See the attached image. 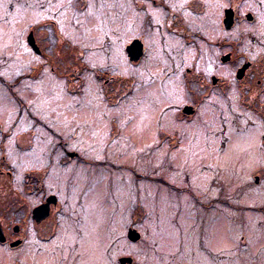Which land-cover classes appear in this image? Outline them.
Wrapping results in <instances>:
<instances>
[{
    "label": "rangeland",
    "instance_id": "374dc122",
    "mask_svg": "<svg viewBox=\"0 0 264 264\" xmlns=\"http://www.w3.org/2000/svg\"><path fill=\"white\" fill-rule=\"evenodd\" d=\"M167 1L175 9L195 2ZM204 1L206 15L187 14L186 24L215 40L224 34L227 0ZM148 7L147 12L137 11L130 0H87L84 5L77 0H0V218L4 221L0 228L11 239V246L20 240L15 239L18 235L24 239L23 246L15 250L0 244V264H13V260L18 264H264V213L258 210L264 206V167L260 166L264 165V153L258 142L256 160V148L243 147L251 136L239 135L220 152L223 124L234 132L256 122L240 104L239 92L233 89L227 99L214 96L192 125L185 126L189 131L179 135L181 148L173 153L153 148L176 143L171 136L157 132L155 119L160 109L171 102L181 103L182 98L171 100L169 94L145 92L128 81L127 75L147 80L151 76L148 68L153 67L151 74L157 76L161 75L160 67L180 69L187 64L181 58L182 41L174 38L172 47L165 46L173 39L163 36L165 13L150 3ZM241 10L258 11L260 23L236 28L233 37L250 32L255 38L247 41V48L253 57L264 55V0H246ZM50 19L58 21L62 33L81 46L77 52L90 69L80 76L82 96H67L60 70L68 65L72 72L76 50L54 49L58 44L55 32L38 24ZM32 24H37V37L51 36L48 48L52 52L47 57L35 54L28 46ZM142 33L150 44V58L146 66L134 71L123 49L129 39ZM213 52L215 58L206 65L209 72L215 70L218 56V51ZM43 62L48 67L39 74L36 71L43 69ZM50 63L61 69L51 73ZM93 69L101 74L99 80L114 76L118 93L131 94L122 107L108 108ZM230 72L231 67L224 70L225 74ZM157 89L162 91L163 87ZM19 107L20 122L13 128ZM175 109L170 112L172 117ZM146 110L152 113L150 131L145 129L148 120L145 123L141 117ZM128 114L134 115L132 121ZM36 118L62 131L67 137L64 143L76 147L84 156L82 161L102 163L96 166L98 172L87 165L68 171L53 167L54 174L44 187L59 194L62 212L57 225L52 217L44 229L29 221L44 189L31 180V174L46 172L49 165L59 162V153L49 155L59 139L42 125L32 137ZM162 125L170 130L181 127L172 122ZM75 129L77 136L72 132ZM140 129H145L144 136ZM170 161L176 162L174 167ZM139 173L145 179L138 182ZM256 175L262 178L260 185H256ZM161 178L171 185L159 184ZM205 194L214 204L217 201L218 209L208 212L200 206L199 197ZM222 197L229 199V206L218 201ZM46 204L37 207L41 219H46ZM131 224L138 231L128 232ZM130 232L133 237H139V232L143 237L131 242L127 240Z\"/></svg>",
    "mask_w": 264,
    "mask_h": 264
},
{
    "label": "flooded vegetation",
    "instance_id": "af4514ba",
    "mask_svg": "<svg viewBox=\"0 0 264 264\" xmlns=\"http://www.w3.org/2000/svg\"><path fill=\"white\" fill-rule=\"evenodd\" d=\"M130 1L136 4L137 11L147 12V10L150 8L148 7L150 3L151 7L157 10L160 9L163 11V13H165V17L163 18L164 25L162 26L163 36L168 35L170 37H173V39L170 38L171 40L170 39L167 40L165 46L166 48L172 47V44H175L174 38L182 41V46L184 50L182 51L181 58H182V62L187 64L185 67L180 69H176L175 67H173L172 69L160 67L161 70L159 71L161 75H157V76L151 74L152 73L151 70H155L153 67L148 68L147 69L148 73L151 76L147 80L138 79L137 75L134 74L127 75L128 81L133 82L138 87L140 86L145 92L149 91L151 94L163 93L164 95L166 94V97H169L170 95L171 100L176 98L180 100V98H182L180 101L181 103L171 102V106L170 105L164 106L162 109H160L155 119V122L158 123L159 125L157 132H160L161 135L171 136V138H173V140L176 143H173L172 145H164L162 143V144H158V146L153 148L154 149L160 148L159 150L166 149L167 153H173L174 150L179 149V147L181 148L180 145L181 138L179 137V135H181L182 133L186 134V131H189L188 129L185 128V126L188 127L192 125L191 123L193 122L195 116H198V112L202 110V108H204L209 103V101L212 100L214 96L227 99L230 97L232 90L236 89L240 95V104L245 108L247 112L251 114L252 117H254L256 122L251 121L244 128H238L234 132H230V128L227 127L228 125L223 124L222 134L224 136V139L222 141L220 152L224 153L228 149V147L232 145L233 139L235 138L236 135H239L240 136L239 138H242L244 136L249 137L256 130V139L254 140L255 142L250 143V141H246V143L248 144L244 145L243 147L248 149H254V151L256 148L255 153L257 160L258 142L260 144L259 146L260 152L264 153V55L262 54L259 55L258 57L255 56L253 57L250 49L247 48V41L250 39L254 40L255 38L254 35L250 34V32L249 34L241 32L238 33L237 37L234 38L233 36L235 35V33L233 31L236 28L243 26L245 24L251 27L259 26L260 15L258 11L256 12L253 10H248L246 12L242 11L241 7L246 0H227V6H225L224 8V12H223L224 18L222 22V30L224 34L216 37L215 40H212L208 38L203 32L191 29L186 24L187 14L199 16V17L206 15L207 4L205 3L204 0H195V2L190 1L182 9L181 8L175 9L170 3H168L167 0H130ZM77 2L79 5L82 4L84 5L87 3V0H77ZM41 22H43V24H41ZM38 24L45 26L46 29H48L49 31L53 30L55 32L54 34L56 36V42L60 44L59 45L57 44V46L54 49L61 46L60 48L61 51H63L64 48H70L72 50H76V57L75 59L72 58L74 59L73 61L74 65L72 66L73 70L72 72H70L71 74L69 73V70L71 71V69H68L69 67L67 65L64 68H62L63 70H60L61 72L60 78L64 79L63 81L65 82L66 85L67 96L68 95L71 97L82 96L84 93L82 91L83 88L82 83H80L82 82L80 80V76L82 75L83 72H85L86 69L87 70L90 69H88L86 64L83 65L85 59L81 56L82 54H79L77 52L78 50L77 47H81V46L77 43L75 44L74 42H72L73 41L72 39L67 37L65 33H62V30L60 29L61 25L59 24L58 21L54 19L42 20ZM36 25L37 24H32L29 26L30 28L27 35L28 46L35 54L46 55L47 57L52 52V51L50 52L51 48H48V41L51 42L49 40L51 39L50 38L51 36L49 38L48 37L45 38L44 36L37 37L34 30ZM147 29L148 28H146L145 30L147 31ZM41 32L42 29L40 30V33ZM44 41H47V44ZM134 42H139V44L142 45V53L138 59L132 58V56L128 52V47L131 46ZM205 46H209L210 49L204 48ZM160 47H162V45H160ZM82 48L84 49V47ZM163 49H165V47L161 49V53L163 52ZM171 50H176V48ZM213 50L218 51V56L216 57V63L213 65V69L215 70L209 72L208 69H206V65L211 61L212 58H215L216 56ZM123 52L125 53L127 59L130 62V67L133 68L134 71L140 70L141 68L146 66L150 58V44L147 40V35L142 33L140 36L129 39L125 44V48L123 49ZM66 58H67L66 60H68L67 55ZM59 66L60 65L57 64L55 65V63H50L49 66V68L51 67L50 72L54 73L56 70H58V68L61 69V67ZM157 66L158 67L161 66L160 63H158ZM41 67L43 69H38L36 71L39 72V74L42 72L43 73L46 72L44 70L48 66L43 62L41 64ZM228 67H231V72L229 75L224 73V70L228 69ZM92 71L96 73L95 76L97 78V81L100 84H102L101 89L104 90L102 91L104 96L103 100L107 104L108 108L114 110L115 107H119V108L122 107L126 99L130 97L131 94L128 95L126 91L125 93L123 91H119L118 93V87H116V85L114 86L115 83L113 80L115 79L114 76L104 77L102 80H99L98 77L101 76V74L97 72L95 69H93ZM39 74H36L35 78ZM172 83L175 84L172 85ZM76 84L77 87H75ZM67 86H69V89L67 88ZM137 86L136 89L138 88ZM157 87L158 88L163 87L162 91L157 89ZM11 89L13 90V87H11ZM173 109H175L174 111L176 112L174 117L170 115V112L173 111ZM18 114L19 116L17 115L18 116L17 119H15L14 122L12 123L13 128L14 126H17V124H19L20 122L21 107H19ZM63 117L67 118L68 114L63 115ZM128 117L130 121L134 119V115L128 114ZM150 117L151 119H148V123H147L149 124L147 126L148 128L152 123V113L150 114ZM164 122L165 123L172 122L181 127H178L174 130H170L167 127H164V125H162L164 124ZM185 122L187 124H185ZM41 125L44 126L46 129H48L51 134H54L59 139V141L56 144H54L52 148H50L49 155L56 157L59 153L60 160L59 162H55L56 164L53 163L49 165L48 168L46 167L47 168L46 172H42L41 174L40 173L36 174L37 172H34L33 174H31V178H32V179L30 178L31 180L37 181V183L40 186L44 187L48 184L46 183V180H48L49 182V178L53 176L54 170L56 169L55 171H57L58 168H60L62 171H68L69 168H74V167L84 168L85 165H87L86 167L90 168L92 171L95 172L99 171L95 169H97V167H99V165L102 164L101 162L92 161L91 163H88L82 161L84 157L82 153L77 151L76 147H74L75 148L74 149L72 148V146H68V143L67 145L64 143L67 137H64V135H62V131H58L56 129L54 130L50 128V125H48L40 118H36L35 124L32 125L31 127L32 129L30 131L32 133V137L37 135V131H38L37 128L38 126ZM72 132L74 133V136L78 135L77 129H75ZM175 137H178V141L175 139ZM169 164L171 167H174L176 162L170 161ZM260 166L264 167V165H260ZM0 172L3 173L2 171ZM255 177H256V185H260L262 182V178L257 175ZM142 179H145V177L144 175L139 173L137 176V181L139 182V180L141 181ZM27 183H29V181H27ZM159 184L165 185L167 187H169L168 185H171L170 182H167V180H164L163 178L159 179ZM180 190L186 191L183 190V188H180ZM40 195L42 198L38 204L33 205L30 211L29 221H31L35 227L40 226L43 227L44 229L45 227H47V225L45 224H47L49 219L54 217V221L57 225L58 216L62 212V202L59 194H57L55 191L48 192L46 191V187H44V189L41 190ZM207 195L208 194H205L199 197L200 206L204 208L205 211L208 212L214 209H218L217 201L214 204L213 198L210 196L209 199H207L209 196ZM48 201L51 202L48 217H46V219L44 218L41 219L39 215H35V210L37 207L46 204ZM218 201H220V203L225 206L230 205L229 199H227L226 197H222L221 200ZM233 205L234 204L231 203V206ZM258 210L264 213V206L260 207ZM137 212L141 214L143 211L141 210V212L140 211ZM140 214L137 213L138 216ZM0 222L4 224L2 218H0ZM2 227L6 232V228L3 225ZM130 229H134L138 231L137 228H135V225L133 224L129 226L128 232ZM52 230L53 228H51V232L49 233H52ZM16 232L15 234L19 233ZM50 235H48L47 237H49ZM6 237H7L6 242L0 241L1 246L9 245L11 249L14 248L13 250L23 246L24 239L20 238L21 235L20 236L18 235L15 238L16 240L20 239L21 242L16 247H12L10 245L12 243L11 239L9 238V236ZM142 237H143L142 233L139 232V237L137 242L140 241ZM130 239H131L130 235L128 234L127 240L132 242V240ZM220 260L224 261L225 259L220 258ZM12 263L18 264L16 260L15 261L13 260Z\"/></svg>",
    "mask_w": 264,
    "mask_h": 264
},
{
    "label": "water",
    "instance_id": "95a60500",
    "mask_svg": "<svg viewBox=\"0 0 264 264\" xmlns=\"http://www.w3.org/2000/svg\"><path fill=\"white\" fill-rule=\"evenodd\" d=\"M139 42H134L131 46H129L128 47V52H129V54L132 56V58H134V59H138L140 56H141V53H142V45L141 44H139ZM51 201V200H50ZM50 201H48V203L45 205V207L44 208H46V209H44L45 210V214H43V216H48V214H49V208H50ZM49 207V208H48ZM39 210H41V209H36L35 210V215H39V217H42V215L41 214H39ZM130 238L132 239V240H137L138 239V236L137 237H133V235H132V232H130ZM0 241L1 242H5L6 241V237L4 236V233H3V231H2V229L0 228ZM21 242H20V240L18 241V242H16V243H13L12 244V247H16V246H18L19 244H20ZM128 261H132L131 259L130 260H128ZM121 262H123L124 263V260H121Z\"/></svg>",
    "mask_w": 264,
    "mask_h": 264
},
{
    "label": "bare ground",
    "instance_id": "6f19581e",
    "mask_svg": "<svg viewBox=\"0 0 264 264\" xmlns=\"http://www.w3.org/2000/svg\"><path fill=\"white\" fill-rule=\"evenodd\" d=\"M174 84H175V83H172V85H174ZM171 88H172V87H171ZM149 107H150V106H149ZM149 110H151V109H149ZM149 110H146L145 112H143V113H142V116H141V117H142V121H143V120H146L145 123H146L147 120L150 118V114H151V112H149ZM81 116H83V115H80V117H81ZM170 119H171V117H170ZM143 122H144V121H143ZM142 125H143V124H142ZM140 126H141V125H140ZM145 129L148 130V131H150V128H148V127H147V128L145 127ZM145 129H144V130H141V129H140V132H141L140 134L143 135L144 133H146V132H145ZM143 136H144V135H143ZM145 136H148V135H145ZM249 137H250V136H249ZM255 139H256V130L251 134V140H249L250 143L255 142V141H254ZM241 141H242V140H241ZM241 141H240V142H241ZM243 143H244V142H243ZM237 146H238V145H237ZM239 146H240V144H239ZM0 193H2L1 189H0ZM255 233H256V231H255ZM89 260H90V259H89ZM87 264H88V263H87Z\"/></svg>",
    "mask_w": 264,
    "mask_h": 264
}]
</instances>
